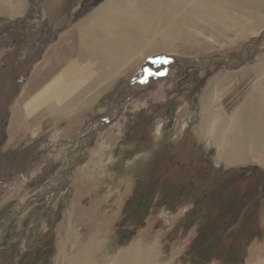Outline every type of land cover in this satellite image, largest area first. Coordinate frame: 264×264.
I'll return each mask as SVG.
<instances>
[{"label":"rangeland","instance_id":"1","mask_svg":"<svg viewBox=\"0 0 264 264\" xmlns=\"http://www.w3.org/2000/svg\"><path fill=\"white\" fill-rule=\"evenodd\" d=\"M108 1L17 0L11 7L26 15L0 17L3 37L13 21L29 17L24 36L16 30L20 55L34 63L28 81L43 58L35 64L34 42H52L48 49L68 23L91 31L89 42L108 45L122 59L121 78L79 113L85 99L72 96V84L62 95L48 97L53 89L41 94L42 111H20L11 119L13 111L25 109L18 105L28 81L21 87L0 150L7 157L0 177L16 172L10 182L0 180V264H70L88 248L101 263L137 247L152 252V264H264V207L255 229L243 228L239 249L215 248L224 201L245 182L226 173L264 172V146L253 147L246 138L249 152L225 157L215 127L245 107L259 84L264 0H254L257 7L249 13L230 16L224 32L193 31L195 40L173 46L159 40L145 46L137 28L109 26V14L104 21L100 12ZM94 3L99 5L92 8ZM2 6L0 0V12ZM69 39L56 46L59 67L76 50ZM232 129L222 131L227 145L236 139ZM184 136L194 145L178 147ZM199 151L209 160L194 154Z\"/></svg>","mask_w":264,"mask_h":264},{"label":"bare ground","instance_id":"2","mask_svg":"<svg viewBox=\"0 0 264 264\" xmlns=\"http://www.w3.org/2000/svg\"><path fill=\"white\" fill-rule=\"evenodd\" d=\"M129 1L134 2L135 5L127 4ZM256 7L254 0H109L108 4L100 12L105 13L103 20L109 14L110 18H105L109 26L119 25V30L126 31L125 29H129V32L131 30L133 33L134 29L137 28L135 34H142L141 37L145 41V46H149L152 41L157 40L162 45L165 43L168 46H173L177 41L187 43L191 39L195 40L193 31L224 32L227 24L230 23V16L235 13H249ZM132 36L134 37V34ZM132 46L136 48L135 44H132ZM263 68L257 76L259 84L250 101V108L255 116L254 122L256 125L255 138H253L252 142L254 144L252 145L258 148L264 146V129L262 127V116H264ZM256 69L258 70V67ZM240 142L239 154L242 155L245 153L246 147L243 146L244 141L242 139ZM88 241L90 244L88 246H91L93 240L90 239ZM137 248L120 253L115 260L108 258L101 263L99 262L102 257L100 258L97 252L94 253L92 248H88L81 252L78 251L80 253L70 261V264H152V252L150 254Z\"/></svg>","mask_w":264,"mask_h":264},{"label":"crops","instance_id":"3","mask_svg":"<svg viewBox=\"0 0 264 264\" xmlns=\"http://www.w3.org/2000/svg\"><path fill=\"white\" fill-rule=\"evenodd\" d=\"M3 2L6 4V9H3L4 7L2 6L4 12H0V17L7 16L14 19L22 18L26 15L27 12H21L22 9L17 11L16 8H12L15 6L14 4L17 3V0H4ZM88 33L89 31L87 32L85 28L82 26L80 27L77 23H68L64 26L56 42L46 49L42 60L34 67L31 79L27 82L22 91L20 100V102H22H19L18 107H20V109H25H17L15 113L13 111L11 119L20 111H24L25 115L30 116L34 115L36 112H40L43 108L41 106L43 103L40 104L39 96L41 94L46 95L47 93L45 92H48V90L50 91V89H53L52 91L54 92H49L47 94L48 97L62 95L60 92L61 90H67L74 84L75 87L72 96L81 98V102L82 98L85 99L84 105L81 104L78 109L79 113L87 109L91 103L98 102V98L102 97L105 95V92L113 88L115 81L121 78V68H119L122 61L121 56L119 57L116 55L117 57L115 58V54L117 53L112 51V48L108 45L103 44V46H97V44L89 42V34H91V31L89 34ZM114 33L118 34V32ZM67 37L70 38L68 41L70 42L69 44L75 45L76 50L65 62H60L59 65L61 64V66L59 67L58 62L61 59V55H59V53L56 55L58 52L56 46L61 40ZM71 37L73 38V44H71ZM75 39H77L78 42L75 43ZM103 41H106V38H104ZM126 48L128 50V45ZM120 52L121 51L118 52V55ZM126 57H128V55ZM119 60L121 61L119 62ZM53 83H57V87L52 88ZM57 89L58 91L56 92ZM254 92L255 90L250 95V101ZM250 101L245 105L247 107L240 109L230 121L220 120L219 124L215 125L216 130H218L216 132L217 135H222L220 140L221 146L224 147L221 148L223 149L222 154H224L225 157L231 159L241 158L250 150L248 142L250 144L253 142L256 131L254 122L255 116L253 111H251ZM37 102H39V104H37ZM59 112L62 113L60 110ZM262 117V127L264 129V116ZM25 118L28 119L29 117ZM206 125L209 126L208 124ZM227 126H231V129L233 127L232 130L236 135H234V132L231 133L236 139L235 142L228 143V145L223 138V135L226 136V134L222 132ZM203 128L204 124L202 126V129ZM241 139L244 141L243 146L246 147V151L242 155L239 154Z\"/></svg>","mask_w":264,"mask_h":264},{"label":"trees","instance_id":"4","mask_svg":"<svg viewBox=\"0 0 264 264\" xmlns=\"http://www.w3.org/2000/svg\"><path fill=\"white\" fill-rule=\"evenodd\" d=\"M88 1V0H87ZM99 5V3H94L92 8ZM88 11V10H87ZM81 17L84 16V13L80 15ZM79 16V17H80ZM78 17V19H79ZM29 17L27 16L24 19H18L13 21L6 29L7 36L3 37L0 35V52L4 53V56L1 58L0 61V150H2V147L5 142V135H6V123L9 117V113L12 107V104L16 97L18 96V93L21 89V87L28 81L29 73L31 72L34 63L28 62V55H24L23 57L20 55L21 50L19 49V46H17V43H19V38L17 37L18 32H16L17 29H21L22 36H24V33L26 32V27L28 25ZM64 29V28H63ZM61 31L59 30H53L55 32L54 34H58ZM50 30L48 31V33ZM51 31L50 33L53 34ZM2 34V33H1ZM52 42L48 41H35L34 46L35 49H38L37 58L35 60L38 62L44 52L46 51L47 46H49ZM32 50V49H31ZM7 57H13V60H9L7 62ZM14 61V63H12ZM7 70V71H6ZM6 71V72H5ZM6 73V74H5ZM26 73V74H25ZM5 74V75H4ZM7 161V157L0 152V165L4 164ZM14 172L13 174H10L7 178H1L0 180L4 182H10L14 178ZM218 210V209H217ZM221 216V215H220ZM219 216V218H220ZM223 216H227V214H223ZM223 228H221L222 232H218L220 236L219 239V245L215 248H230V249H239L242 243L243 237H240L238 240H228L223 239L222 235L227 232V229L230 228V226H226L221 224ZM232 232H236L232 231ZM237 232L243 233L242 230L237 229ZM228 243H231L230 245H227ZM211 256V255H210Z\"/></svg>","mask_w":264,"mask_h":264},{"label":"flooded vegetation","instance_id":"5","mask_svg":"<svg viewBox=\"0 0 264 264\" xmlns=\"http://www.w3.org/2000/svg\"><path fill=\"white\" fill-rule=\"evenodd\" d=\"M182 144L194 145V141L189 136H184L181 141L177 143V146L180 147ZM199 153L203 162L209 160L207 154H204L202 151H199L198 153L195 152L194 154ZM232 173L234 172L226 173V175H228V177L234 176L237 178V180H243L245 182L242 188L235 186L231 194V198L224 201L226 207H228H225V211L227 209V212H225L227 216L217 219L219 223L230 226V228L227 229V232L222 235L223 239H228L230 241L238 240L243 236L241 233L237 232V229L243 230V228L251 226L252 228L250 229L254 230L256 223L255 220L259 214V211L262 213L264 207V172L252 169L250 171L245 170L240 174L234 173L233 175ZM238 206H240V208H238ZM250 219H253L254 222H250L251 224L249 223V225L245 224ZM235 230L236 232H232ZM228 251L229 254L232 253L231 250ZM217 253L218 251L215 252V254Z\"/></svg>","mask_w":264,"mask_h":264},{"label":"water","instance_id":"6","mask_svg":"<svg viewBox=\"0 0 264 264\" xmlns=\"http://www.w3.org/2000/svg\"><path fill=\"white\" fill-rule=\"evenodd\" d=\"M170 63H172V64H174V65H177V63L176 62H174V61H169Z\"/></svg>","mask_w":264,"mask_h":264}]
</instances>
